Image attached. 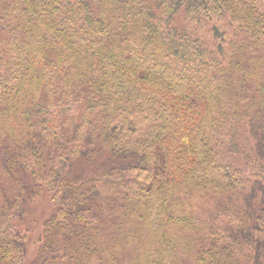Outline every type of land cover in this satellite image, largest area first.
<instances>
[{"label":"trees","instance_id":"obj_1","mask_svg":"<svg viewBox=\"0 0 264 264\" xmlns=\"http://www.w3.org/2000/svg\"><path fill=\"white\" fill-rule=\"evenodd\" d=\"M264 264V0H0V264Z\"/></svg>","mask_w":264,"mask_h":264},{"label":"rangeland","instance_id":"obj_2","mask_svg":"<svg viewBox=\"0 0 264 264\" xmlns=\"http://www.w3.org/2000/svg\"><path fill=\"white\" fill-rule=\"evenodd\" d=\"M51 210L49 196L43 193L30 203L25 220L19 224L26 233V252L23 264H29L34 259L43 222L49 216Z\"/></svg>","mask_w":264,"mask_h":264}]
</instances>
